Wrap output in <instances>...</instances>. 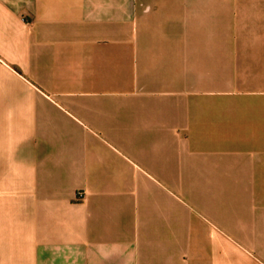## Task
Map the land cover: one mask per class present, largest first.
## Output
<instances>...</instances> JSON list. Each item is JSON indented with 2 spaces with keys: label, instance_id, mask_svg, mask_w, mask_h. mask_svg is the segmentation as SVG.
Masks as SVG:
<instances>
[{
  "label": "crops",
  "instance_id": "1",
  "mask_svg": "<svg viewBox=\"0 0 264 264\" xmlns=\"http://www.w3.org/2000/svg\"><path fill=\"white\" fill-rule=\"evenodd\" d=\"M169 184L264 264V0H0V264H233Z\"/></svg>",
  "mask_w": 264,
  "mask_h": 264
},
{
  "label": "rangeland",
  "instance_id": "2",
  "mask_svg": "<svg viewBox=\"0 0 264 264\" xmlns=\"http://www.w3.org/2000/svg\"><path fill=\"white\" fill-rule=\"evenodd\" d=\"M185 97L188 98L190 95L185 93ZM184 112L187 114L189 112V106H185ZM172 108H169V114H172ZM108 121H105L106 124ZM208 123H206L207 125ZM185 146H188L187 144ZM192 162L191 156H188L184 160V165H189ZM168 192L177 198L181 203L186 221L190 218L194 221L199 227L200 230L205 232L201 233L202 238L205 235H213V232H216L217 235H221L223 231L227 238L232 241L233 246V264H240L237 262V259H241L243 254L248 255L251 259L256 260L254 255H256L255 250L248 244L246 238L241 233V213H228L226 217L222 213H212L209 214V209L204 204L208 203L211 198V189L209 186H195V185H173L169 184L166 186ZM235 204H239V189L234 192ZM218 205L224 203V195H218L214 198ZM240 206V205H239ZM226 218L228 222L225 224L222 220ZM211 223H214V227ZM221 230V231H220ZM223 235V234H222ZM250 252L251 254H249ZM242 264V263H241Z\"/></svg>",
  "mask_w": 264,
  "mask_h": 264
}]
</instances>
